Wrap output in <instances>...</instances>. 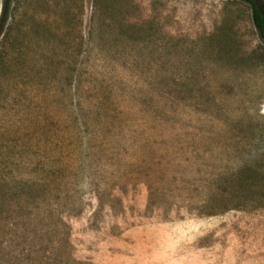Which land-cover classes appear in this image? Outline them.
<instances>
[{"label":"rangeland","instance_id":"374dc122","mask_svg":"<svg viewBox=\"0 0 264 264\" xmlns=\"http://www.w3.org/2000/svg\"><path fill=\"white\" fill-rule=\"evenodd\" d=\"M13 17L0 264L34 246L43 264H264V47L249 4L20 0ZM180 223L176 250L127 236Z\"/></svg>","mask_w":264,"mask_h":264},{"label":"trees","instance_id":"16d2710c","mask_svg":"<svg viewBox=\"0 0 264 264\" xmlns=\"http://www.w3.org/2000/svg\"><path fill=\"white\" fill-rule=\"evenodd\" d=\"M250 5L252 9V16L254 24L258 30L260 40L264 47V0H242ZM20 0H0V68L6 65L5 61L9 59L10 48L14 38V20L15 11L18 9V3ZM100 14V10L95 6L94 15ZM8 186V185H6ZM12 187L9 188L11 192ZM5 196V194H2ZM21 198L18 195V199ZM7 198L4 199L5 203ZM4 219L0 218V225H4ZM41 248H36L35 246L27 250L25 248L18 249L15 254V262L13 264H43L39 262L41 258ZM35 256V257H34ZM43 260V259H42ZM55 264V263H54Z\"/></svg>","mask_w":264,"mask_h":264},{"label":"crops","instance_id":"0c3cea01","mask_svg":"<svg viewBox=\"0 0 264 264\" xmlns=\"http://www.w3.org/2000/svg\"><path fill=\"white\" fill-rule=\"evenodd\" d=\"M183 225L185 223H180L179 225L177 224V227L175 229H169V234L167 235V229H161L160 232H154L151 233L150 231H129L127 233V236L134 237L135 240L139 243L145 242L147 244H150L155 237L161 241V242H166L167 240L170 243V249L174 248L176 250L179 246H186L187 243H185L184 239L186 237V234L183 233ZM163 230V231H162ZM185 232V230H184ZM172 247V248H171ZM151 250L150 247H146L147 255L152 256V252L149 253ZM181 263H176V264H182L184 261L180 260Z\"/></svg>","mask_w":264,"mask_h":264}]
</instances>
